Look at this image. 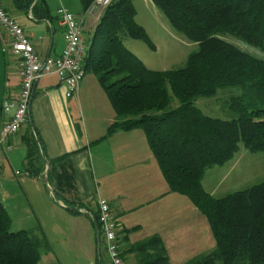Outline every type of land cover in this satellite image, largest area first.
<instances>
[{
  "label": "trees",
  "instance_id": "1",
  "mask_svg": "<svg viewBox=\"0 0 264 264\" xmlns=\"http://www.w3.org/2000/svg\"><path fill=\"white\" fill-rule=\"evenodd\" d=\"M151 1L197 50L180 68H148L124 43L129 37L154 47L136 22L134 0H110L82 59L84 72L96 76L115 112L106 134L94 143L117 130H143L169 191L193 201L215 239L213 250L184 264H264V181L222 197L202 185L205 171L229 161L239 143L264 151V107L258 105H264V0ZM13 2L35 17L52 18L45 0ZM79 2L85 11L95 0ZM225 86L247 90V96L231 97V119L205 115L194 104ZM27 146L32 164L42 155L40 138ZM10 228L0 193V264H37L41 241L34 230ZM130 251L137 254L136 264H169L159 236L132 244Z\"/></svg>",
  "mask_w": 264,
  "mask_h": 264
},
{
  "label": "crops",
  "instance_id": "2",
  "mask_svg": "<svg viewBox=\"0 0 264 264\" xmlns=\"http://www.w3.org/2000/svg\"><path fill=\"white\" fill-rule=\"evenodd\" d=\"M73 1L76 0H45L52 16L48 19L33 16L30 8H18L13 0H1L2 6L24 29L33 48L43 57H55L64 47L63 27L56 13L59 7L74 14L81 25L85 47L90 46L96 15L88 10H82L81 15L70 11L69 8L76 7ZM2 47L0 36L1 51ZM7 54L0 82V127L8 118L2 111V104L16 97L20 85V59L12 53ZM65 92L64 84L56 75L42 76L35 81L26 122L10 138V148L0 146V193L10 217L18 218L20 229H33L34 232L39 226L46 233L50 229L61 233L57 229L66 226L70 236L65 237L64 243L96 244L97 251V244L104 245L96 221L98 199L103 198L118 223V244L126 264L137 261V254L130 251L132 244L151 236H159L166 248L170 243L184 244L186 225L179 219L169 229L164 207L174 204L180 209L188 200L165 186L159 165L142 132L137 128L117 130L94 143L106 134L115 119L105 91L92 72H85L76 94L67 97ZM33 138H40L43 151L29 164L27 145ZM97 162L100 175H97ZM114 171L115 176L110 177ZM21 191L28 195L30 206H25ZM134 212L139 214L131 221L129 214ZM133 224V229L139 226L143 230L136 235L137 240L131 242L132 235L125 229ZM174 235L178 238L170 241ZM104 255L109 264L106 252ZM87 261L103 264L99 251L95 254L94 248L87 254Z\"/></svg>",
  "mask_w": 264,
  "mask_h": 264
},
{
  "label": "rangeland",
  "instance_id": "3",
  "mask_svg": "<svg viewBox=\"0 0 264 264\" xmlns=\"http://www.w3.org/2000/svg\"><path fill=\"white\" fill-rule=\"evenodd\" d=\"M73 2L76 4V7L69 8V10L77 15H81L82 8L80 2L77 0ZM134 6L136 9V22L144 28L154 47L151 48L146 41L129 37L124 38L125 46L148 68L154 70H167L182 67L186 62L188 54L197 50V43L188 41L182 34L175 31L170 25L167 17H165L151 0H134ZM104 7L105 6L98 5L94 7L93 10H90V7L87 10L89 13L96 15L95 18L98 22ZM52 12H54V10H52ZM240 46L247 49L249 48V46L247 47L245 44ZM6 54L7 53L0 50V82L2 66L7 61ZM246 91L247 90H243L238 86H225L220 88L214 96L197 97L194 104L205 115L215 118L231 119L234 117L229 108L231 97L242 96L246 94ZM175 105H177V100L173 98L172 106ZM258 105L264 107L262 104ZM136 130L142 132L148 144L147 137L143 130L141 128H137ZM96 166L97 175H100L98 162ZM8 167L11 169L10 166ZM214 168L215 169L206 170L207 173L203 179V187L213 196L222 197L231 192L245 189L264 181V151L252 152L246 149L242 143H239L238 151L235 155L223 165H216ZM115 173V171L112 172L110 177L112 175L115 176ZM210 175H212L211 179ZM21 176H19L18 179ZM163 180L165 186L168 187L164 176ZM20 194L26 204L25 206H30L26 192L21 191ZM177 195L188 200V203L180 209L176 208L174 204L164 207L166 219L170 223L169 229L175 225V220L178 221L180 219L182 224L186 225L188 231L184 244H167L169 264L187 263L190 259L208 253L215 248V239L204 213L188 196L182 193H177ZM192 206L195 209H193ZM135 214L137 215L139 212L129 214V219L131 221H133L132 217ZM12 219L13 223L10 229L13 231L19 230L21 227L19 226L18 218L14 216L11 218V222ZM134 225L135 224L125 229L126 232L132 235V237H130L131 242L136 241V235L143 230V228H139V226L138 229H133L132 227H134ZM38 227L39 226L34 228L35 233L41 241L38 244L40 258L37 264H89L87 261V254L91 253L92 248H94L95 254L99 251L102 263L108 264V262L106 263L107 258L106 255H104L105 248L103 244H97V251L96 244H66L64 243V239L70 236L67 235L66 226L57 229V231H61V233H55L52 229L48 230L49 233H46L44 229ZM176 238H178V235L172 236L170 241L174 242ZM184 240L185 238L182 237V241ZM85 250H88L87 253L84 252Z\"/></svg>",
  "mask_w": 264,
  "mask_h": 264
},
{
  "label": "built area",
  "instance_id": "4",
  "mask_svg": "<svg viewBox=\"0 0 264 264\" xmlns=\"http://www.w3.org/2000/svg\"><path fill=\"white\" fill-rule=\"evenodd\" d=\"M109 2L110 0H95L90 10L98 5L106 6ZM56 13L63 27L64 47L55 57H43L33 48L24 29L8 14L0 0L2 50L20 59L17 95L2 104V111L8 114L0 127V146L4 149L10 148V138L27 120L35 81L42 76L56 75L66 88L65 95L71 97L76 94L85 74L82 59L87 48L82 38L81 25L74 14L63 7H59ZM97 206L98 232L103 237L107 257L111 264H126L118 244V223L110 212L109 204L105 199L99 198Z\"/></svg>",
  "mask_w": 264,
  "mask_h": 264
},
{
  "label": "water",
  "instance_id": "5",
  "mask_svg": "<svg viewBox=\"0 0 264 264\" xmlns=\"http://www.w3.org/2000/svg\"><path fill=\"white\" fill-rule=\"evenodd\" d=\"M38 140V139H37Z\"/></svg>",
  "mask_w": 264,
  "mask_h": 264
}]
</instances>
